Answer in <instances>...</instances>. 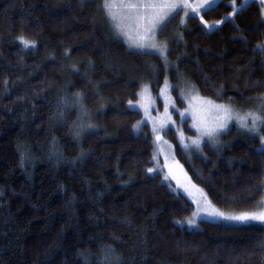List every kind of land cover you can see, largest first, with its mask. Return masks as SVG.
<instances>
[{
    "label": "trees",
    "instance_id": "1",
    "mask_svg": "<svg viewBox=\"0 0 264 264\" xmlns=\"http://www.w3.org/2000/svg\"><path fill=\"white\" fill-rule=\"evenodd\" d=\"M230 1L166 23L167 67L129 50L102 0H0V264H264V224L178 223L194 206L149 172L150 128L136 132L141 114L128 107L148 85L161 108L164 79L184 78L201 96L256 108L262 7ZM262 135L232 126L199 152L173 129L166 138L212 205L246 211L264 196Z\"/></svg>",
    "mask_w": 264,
    "mask_h": 264
},
{
    "label": "rangeland",
    "instance_id": "2",
    "mask_svg": "<svg viewBox=\"0 0 264 264\" xmlns=\"http://www.w3.org/2000/svg\"><path fill=\"white\" fill-rule=\"evenodd\" d=\"M219 1L220 0H216L215 3H212L211 0H186L187 6L185 7V0H110L114 5L111 10L109 11L103 8L112 31L127 44L129 50L156 53L162 58L165 65L170 67L171 64L167 56L168 45L165 41L158 38L163 29H161L160 24H166L176 15L179 17L180 25L184 26L189 17L199 16L202 11L214 6ZM250 1H256L262 7L264 20V4H262L261 0H242V4H247ZM129 2L156 4L157 7L148 9L147 11L141 9V16H147L149 19H137L134 14L130 15V10L119 6L122 3ZM103 4L104 0H102V6ZM176 4L181 6L177 7L175 11H172L171 6ZM229 4L235 9L237 8L235 0H231ZM194 9L195 11H193ZM164 13H170V16L166 20L160 21V24L156 26L154 32L149 31V28L152 26L149 21L157 15H163ZM185 13H187V15H185ZM197 13H199V15ZM113 16L115 17L114 19L112 18ZM139 44H143L145 47L143 49L138 48L137 45ZM153 45H155V47H152ZM260 45H264V42ZM161 51H163V55H161ZM187 85L190 84H186L184 78L176 85H172L167 78L164 79L158 93V100L161 103V108L158 106L156 98L147 87L148 85L142 87L135 101H131V104L130 102L128 103L129 108L137 110L141 114V120L135 125V131L139 132L141 126L144 124L148 125L150 128L153 143V165L150 167V169H152L151 173H158L161 175L163 180L169 183L171 190L185 196L194 206L193 213L198 212L200 215H203L205 211H211L212 208L229 215L264 212V204H261V202L264 201V196L259 205L251 210L235 211L220 208L211 203V207H209L210 201L204 190L191 181L175 157L173 144L166 138L168 129H173L176 132L178 142L185 151L199 152L204 144H209L214 147L221 145L223 141L222 136L232 126L243 131L254 134L257 133L260 136L264 124H258L256 131H249L245 128H241L238 121L241 116L250 112H257V114H260L257 110L261 109L262 100L257 103L255 109H252L254 108L253 106L242 108L228 102H216L201 96L193 87ZM173 88L178 89L179 98L182 101L180 107L176 104L172 96ZM218 105H225L230 108L231 113H225L224 110L217 107ZM226 117L228 118L225 119ZM186 121L188 128L192 132L191 134L187 133L185 130ZM221 123H227V128L223 131H217L215 135L211 137L204 134L206 129H218ZM248 124L251 126V120L248 121ZM157 137H159V139ZM194 140H199V147L193 144ZM259 148L264 149V144L260 143ZM205 197L207 199H205ZM193 213L187 218L179 221V224L189 229H197L200 222L199 219H197V225L194 227H190L187 224V220L192 218ZM216 222L232 226L264 224L258 221L240 223L222 219H218Z\"/></svg>",
    "mask_w": 264,
    "mask_h": 264
},
{
    "label": "snow or ice",
    "instance_id": "3",
    "mask_svg": "<svg viewBox=\"0 0 264 264\" xmlns=\"http://www.w3.org/2000/svg\"><path fill=\"white\" fill-rule=\"evenodd\" d=\"M212 3H215L216 0H211ZM262 4H264V0H261ZM114 5L110 2V0H104V4L103 7L107 10H111V8ZM121 8H125L130 10V15H135V17L137 19H149L147 16H141L140 14V10L143 9L145 11H147L148 9H154L157 7L156 4H148V3H139V2H129V3H122L121 5H119ZM181 5L176 4L171 6V10L175 11V9L177 7H180ZM184 6H187L186 0H185V4ZM203 7V6H202ZM195 11V9L193 10ZM235 11V9H234ZM111 14V13H110ZM199 15V13H197ZM185 15H187V13H185ZM170 16V13H164L163 15H157L156 17L152 18L149 22L152 25L149 28V31L154 32L156 30V26L158 24H160V21L162 20H166L168 17ZM113 19L115 18L114 16L112 17ZM161 29L163 27L166 26V24H160ZM206 27H208V25H205ZM21 39V43L24 44L25 47H29V46H34V45H30L28 41H25L22 37ZM138 48L143 49L145 46L143 44H139L137 45ZM152 47H155V45H153ZM258 48H264V45H257ZM163 51H161V55H163ZM262 55H264V51H262L261 53ZM131 104V102H130ZM218 108L222 109L225 111V113L230 114L231 113V109L226 107L225 105H218ZM260 114H257V112H250L245 114L244 116H241L239 118V126L241 128H245L249 131H256L257 130V126L258 124H264V98H262V107L261 109L257 110ZM228 117H226L225 119H227ZM251 120V126H249L248 121ZM225 128H227V123H221L219 128H212V129H206L204 134L208 135V136H214L215 133L217 131H223ZM159 139V137H157ZM261 139V143L264 144V135H262L260 137ZM193 144H195L197 147H199V140H194ZM149 171L151 172L152 169H149ZM205 199H207L205 197ZM261 204H264V201L261 202ZM209 207H211L210 202H209ZM197 219L200 220V222L203 223H215L218 219H222V220H226V221H237L240 223H245L248 221H258L260 223H264V212H260V213H242L239 215H229L226 214L224 212H221L219 210H216L215 208H212L211 211H205V213L203 215H200L198 212L197 213H193L192 218L187 220V224L190 227H194L197 225ZM179 223V222H178ZM107 260V255L106 258ZM101 264H104V262H101Z\"/></svg>",
    "mask_w": 264,
    "mask_h": 264
}]
</instances>
